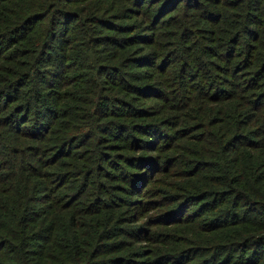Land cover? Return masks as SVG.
Instances as JSON below:
<instances>
[{
	"label": "trees",
	"instance_id": "1",
	"mask_svg": "<svg viewBox=\"0 0 264 264\" xmlns=\"http://www.w3.org/2000/svg\"><path fill=\"white\" fill-rule=\"evenodd\" d=\"M0 264H264V0H0Z\"/></svg>",
	"mask_w": 264,
	"mask_h": 264
}]
</instances>
